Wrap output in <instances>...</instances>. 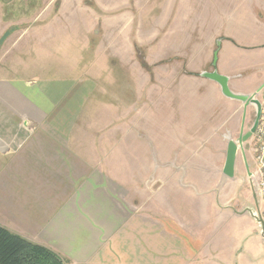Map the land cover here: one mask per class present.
<instances>
[{
  "label": "crops",
  "instance_id": "1",
  "mask_svg": "<svg viewBox=\"0 0 264 264\" xmlns=\"http://www.w3.org/2000/svg\"><path fill=\"white\" fill-rule=\"evenodd\" d=\"M244 14L264 21V0L232 1L228 15L231 22L243 20ZM123 33L127 38L128 33ZM85 35L89 39L103 38L102 32H96L99 37L90 31ZM144 37H140L139 45ZM215 37L208 36L207 42ZM218 38L217 45L209 44L196 63L188 61L191 73L181 81L183 104H189L191 99L198 101L204 88L212 91L214 100L218 97L211 102V109L221 103L219 86L201 77L202 73L215 70L229 78L231 91V82L247 76L245 70L234 73L237 62L232 66L219 63L224 41L230 39ZM172 53L181 56L173 57L174 61L187 64L188 58L180 51ZM77 69L83 67L78 65ZM91 70L96 71L90 67ZM87 81L90 87L82 93L92 96L96 85ZM233 93L253 94L239 90ZM77 106L72 111L58 110V106L56 110L48 109L40 104L39 109L34 107V111L24 113L0 110L1 228L51 251L64 264H255L264 246L263 230L255 215L264 216V203L251 186L250 173L237 176L247 182L250 191L236 190L239 150L230 176L224 173L226 146L215 149L214 154L213 164L221 165L220 178L231 183V193L221 189L220 194L216 191L211 197L202 190L191 194L187 184L194 182L201 188L198 178L202 172L207 176L208 170L202 171L204 166L191 157V133L184 126L174 127L172 132L169 124L170 157L167 162L157 158L154 165L151 159L130 158L128 147L116 142L121 137L112 140L117 132L125 135V128L108 127L101 132L77 125L81 112ZM183 109L187 110L185 106ZM17 119L22 122L17 124ZM177 145L179 154H175ZM145 167L150 171L148 176L144 175ZM161 169L167 170L168 190L153 189L155 177L161 180ZM193 198L198 199V204L192 203ZM239 220L245 222V233L236 231L241 228L234 226Z\"/></svg>",
  "mask_w": 264,
  "mask_h": 264
},
{
  "label": "rangeland",
  "instance_id": "2",
  "mask_svg": "<svg viewBox=\"0 0 264 264\" xmlns=\"http://www.w3.org/2000/svg\"><path fill=\"white\" fill-rule=\"evenodd\" d=\"M232 1L246 0H0V110L24 113L39 109L40 104L72 111L78 104L77 125L101 132L108 127L125 128V135L117 132L112 140L121 137L116 142L128 147L130 158L151 159L154 165L155 159L167 162L170 157L169 124L172 132L174 127L184 126L191 133V157L204 166L202 171L208 170L207 176L202 172L198 178L201 188L191 182L188 191L202 190L210 197L221 189L231 193V183L220 178L221 165H214V154L220 146L227 148L229 138L236 139L243 114V129L252 125L254 109L250 106L244 111L243 104L221 92V103L211 109L218 97L214 100L208 88L197 96L198 101L191 95V102L183 104L181 81L191 73L188 61L196 63L209 44L217 45L218 37L224 36L230 40L224 41L219 63L232 66L237 62L234 73L245 70L247 75L231 82L232 92L254 93L264 85L260 83L264 77V21L244 14L243 20L232 23L228 18ZM87 31L94 36L102 32L103 38L89 39ZM123 32L128 33L127 38ZM212 34L216 37L209 43L207 37ZM141 36L145 37L139 45ZM174 50L188 58L187 64L173 60L181 58ZM169 58L172 63L168 64ZM78 65L83 69L78 70ZM90 67L96 71H89ZM87 80L96 85L92 96L82 93L90 87ZM257 96L264 103V87ZM213 130L215 135H211ZM251 144L247 140L237 153L236 179L247 174L245 160L249 173L254 170ZM179 149L177 145L175 154ZM162 170L161 180L155 177V190L169 188L167 170ZM144 175H150L147 167ZM235 184L239 192L250 191L246 181L237 179ZM192 201L198 204V199ZM234 226L241 228L231 230L248 231L241 220ZM263 256L264 246L255 264H264Z\"/></svg>",
  "mask_w": 264,
  "mask_h": 264
},
{
  "label": "water",
  "instance_id": "3",
  "mask_svg": "<svg viewBox=\"0 0 264 264\" xmlns=\"http://www.w3.org/2000/svg\"><path fill=\"white\" fill-rule=\"evenodd\" d=\"M216 54L217 51L214 52V56H213V66H215V60H216ZM201 77L208 79L212 82H215L219 88H220V92L221 94L230 100H234V101H238L241 104H243V109L244 111L246 110V108H248L249 106H253L254 111H255V120L253 125L251 126V128L244 134L242 135V129L240 131V136L239 138H237L236 141L232 142H228L227 144V151H226V159H225V165H224V173H226L227 175H232L233 172V165H234V159H235V155H236V151H242L243 150V144L249 140L252 136V134L254 133L257 123H258V118L260 115V102L255 99L256 94L264 87V85L255 93L251 94V95H241V94H235L233 93L228 86V82H229V78L225 77V76H221L219 75L215 70H213L211 73H202L200 74ZM244 113V112H243ZM243 120H244V114H243ZM246 171L247 174L248 172V166L246 165ZM256 221L260 224L262 231V234H264V226H263V221L260 219V217L256 216ZM264 236V235H263Z\"/></svg>",
  "mask_w": 264,
  "mask_h": 264
},
{
  "label": "trees",
  "instance_id": "4",
  "mask_svg": "<svg viewBox=\"0 0 264 264\" xmlns=\"http://www.w3.org/2000/svg\"><path fill=\"white\" fill-rule=\"evenodd\" d=\"M0 264H64L51 251L0 227Z\"/></svg>",
  "mask_w": 264,
  "mask_h": 264
},
{
  "label": "built area",
  "instance_id": "5",
  "mask_svg": "<svg viewBox=\"0 0 264 264\" xmlns=\"http://www.w3.org/2000/svg\"><path fill=\"white\" fill-rule=\"evenodd\" d=\"M260 115L254 133L249 140L252 144L249 150L254 163V170L250 173L249 181L256 195L264 203V103L260 102ZM263 221L264 216L260 217Z\"/></svg>",
  "mask_w": 264,
  "mask_h": 264
},
{
  "label": "flooded vegetation",
  "instance_id": "6",
  "mask_svg": "<svg viewBox=\"0 0 264 264\" xmlns=\"http://www.w3.org/2000/svg\"><path fill=\"white\" fill-rule=\"evenodd\" d=\"M250 107V106H249ZM251 107H253V106H251ZM254 120H255V113H254V116H253V119H252V125H253V123H254ZM244 122H245V114H244V120H243V117H242V121H241V123H240V125H241V127L239 128V132H238V135L236 136V139L235 140H237V138H239V136H240V131H241V129H242V135H244L250 128H251V126L245 131L244 129H243V125H244Z\"/></svg>",
  "mask_w": 264,
  "mask_h": 264
}]
</instances>
